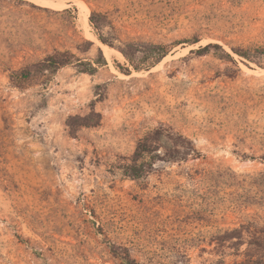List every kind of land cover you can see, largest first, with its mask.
<instances>
[{"label": "rangeland", "instance_id": "rangeland-1", "mask_svg": "<svg viewBox=\"0 0 264 264\" xmlns=\"http://www.w3.org/2000/svg\"><path fill=\"white\" fill-rule=\"evenodd\" d=\"M93 12L108 16L102 31ZM100 33L169 54L136 72ZM210 44L224 52H199ZM98 48L108 66L93 75L41 69L56 52L94 61ZM93 111L101 123L81 126ZM161 124L200 156L150 153L147 175L126 176ZM255 222L264 225V0H0V264H212L216 238Z\"/></svg>", "mask_w": 264, "mask_h": 264}, {"label": "trees", "instance_id": "trees-1", "mask_svg": "<svg viewBox=\"0 0 264 264\" xmlns=\"http://www.w3.org/2000/svg\"><path fill=\"white\" fill-rule=\"evenodd\" d=\"M101 18L106 19L108 16L93 12L90 17V22L98 31H102L104 26L103 21L100 20ZM98 37L102 44L120 51L136 72L155 67L169 54V47L163 44L149 43L146 50H143L140 42L123 43L116 39L121 45H115L114 41H110L102 33ZM211 48H219L224 52L219 45L213 44L208 45L199 52ZM233 51L246 59L251 58L248 53H244L239 49H233ZM98 53L99 57L96 60L83 61L69 52H56L43 61L41 69L43 72L49 71L51 74H55L61 68L75 64L81 73L93 75L100 67L108 66V61L101 48H98ZM139 54H144V57L139 59ZM127 72L130 73V70H127ZM31 75V72H23L17 80L21 83L27 82L30 80ZM93 118L95 119L91 121ZM81 120V126H98L102 117L99 113L93 111L90 117ZM159 151L161 152L159 153ZM154 152H156L155 158L165 162L186 160L191 154L200 156L190 138L168 125L161 124L139 142L133 156L128 158V162L121 167L124 174L134 179L147 175L153 166L146 158ZM216 240L218 242H216L217 246L214 248L213 253L220 256V259L212 264H264V225H259L256 222L244 224L239 228L225 231ZM228 257H233L234 261L228 263ZM124 262L125 264H135L129 256L124 257Z\"/></svg>", "mask_w": 264, "mask_h": 264}, {"label": "bare ground", "instance_id": "bare-ground-1", "mask_svg": "<svg viewBox=\"0 0 264 264\" xmlns=\"http://www.w3.org/2000/svg\"><path fill=\"white\" fill-rule=\"evenodd\" d=\"M83 11L86 12V13H85V16H86V17H85V18H88V12H87L85 9H84ZM83 14H84V13H83ZM81 17H82V16H81ZM103 47H104V49L106 50L105 52L109 51V48H108V47H106V46H104V45H103ZM110 50H111V49H110ZM107 53H108V52H107ZM109 54H110V53H109ZM118 54H119V53H118Z\"/></svg>", "mask_w": 264, "mask_h": 264}]
</instances>
